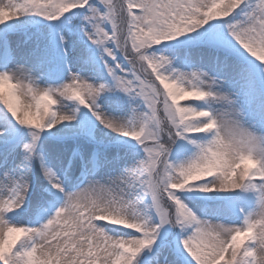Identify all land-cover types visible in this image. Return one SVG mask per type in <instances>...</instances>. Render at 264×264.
Returning a JSON list of instances; mask_svg holds the SVG:
<instances>
[{
    "label": "snow or ice",
    "instance_id": "6c2138e0",
    "mask_svg": "<svg viewBox=\"0 0 264 264\" xmlns=\"http://www.w3.org/2000/svg\"><path fill=\"white\" fill-rule=\"evenodd\" d=\"M214 2L0 0V12L7 14L0 25L25 14L54 21L83 10V35L98 50V77L91 81L69 73L66 83L39 89L25 69L0 72V78L18 82L17 90L27 88L32 95L23 116L0 104L18 125L31 130L24 144L25 159L35 153L40 132L73 121L79 107L88 109L106 129L135 141L143 153L119 175L83 182L73 191L42 164L49 191L60 203L38 226L19 222L29 212L22 207L28 183L8 179L0 191V264H134L166 224L180 229V244L191 258L188 264H264V158L255 155L260 146L255 138L235 130L233 140L225 139L219 111L192 103L212 98L231 105L211 77L205 84V73L177 72L167 57L155 54L159 50L155 46L162 42L205 25L212 28L215 21L250 57L264 64V0H224V6L212 14ZM237 9L239 18L234 15ZM97 78L106 82H96ZM117 90L140 101L143 109L133 108L125 120L106 115L97 98ZM72 104L78 107L73 109ZM8 133L5 127L3 134ZM199 134L207 138L198 141ZM178 141L195 148L192 158L182 163L170 160ZM234 141L246 146L255 161L248 170L233 162L239 159ZM236 190L256 194L253 208L239 209V226L198 217L178 195ZM146 207L156 214V222H148L143 214ZM9 212L17 223L6 218ZM130 213L137 219H130ZM114 219L122 222L113 223Z\"/></svg>",
    "mask_w": 264,
    "mask_h": 264
},
{
    "label": "rangeland",
    "instance_id": "374dc122",
    "mask_svg": "<svg viewBox=\"0 0 264 264\" xmlns=\"http://www.w3.org/2000/svg\"><path fill=\"white\" fill-rule=\"evenodd\" d=\"M234 15L239 18L240 9ZM211 23L215 25L212 28L205 25L172 41L162 42L155 46L159 49L155 54L167 57L177 72L205 73V84L211 82L207 79L211 77L216 82L213 86L232 102L228 105L209 98L192 102L195 106L213 111L238 109L242 126L264 137V64L250 57L217 22ZM84 24L83 10H74L54 21L25 14L0 25V72L25 69L41 88H56L66 83L70 79L69 73L90 81L98 77V50L86 43ZM96 82L106 80L97 78ZM97 104L106 115L120 120L127 119L133 108L143 109L140 101H134L118 90L102 93ZM71 106L73 109L78 107ZM62 126L58 124L40 132L35 153L25 159L24 144L30 140L31 130L18 125L0 106V191L8 179L22 178L29 186L22 205L29 212L19 219L20 223L38 226L60 203V199L49 191L50 185L39 167L42 164L52 169L65 181L66 188L73 191L83 182H103L117 176L143 156L135 141L106 129L86 108L79 107L75 119ZM5 127L9 129L7 135L3 134ZM195 138L203 141L207 137L199 134ZM194 153L192 144L178 141L173 146L170 160L182 163ZM67 159L71 160L72 169H67ZM178 195L198 217L234 226H239L242 221L239 209L253 208L256 200V194L251 190L191 191ZM146 203L150 205V200ZM143 214L149 223L157 221L150 207L144 208ZM6 218L17 223L18 218L11 212ZM180 239V229L163 225L153 245L142 250L134 264H188L191 258L183 250Z\"/></svg>",
    "mask_w": 264,
    "mask_h": 264
},
{
    "label": "clouds",
    "instance_id": "9594fccd",
    "mask_svg": "<svg viewBox=\"0 0 264 264\" xmlns=\"http://www.w3.org/2000/svg\"><path fill=\"white\" fill-rule=\"evenodd\" d=\"M222 6H224V0H215L213 6L209 9V12L214 14L215 12L219 11ZM6 15V13L0 12V20H3ZM20 79L22 80V77ZM17 83L18 82L11 80L6 81L0 78V104L5 105L13 112L23 116L25 111L24 105L32 103V95L27 91V88H21L17 90ZM34 86L38 87L39 89H43L36 83ZM217 116L221 126V134L224 135L225 139L233 140L232 132L234 130L253 137L255 138L256 144L260 146L258 147L255 155L257 157L264 158V137L253 134L250 130L242 126V123L239 119L240 112L238 109L228 108L226 110L219 111ZM234 147L236 148L237 154L239 156L238 160L233 161L234 163H239L244 170H248L250 166L255 165V161L248 154V148L246 146L234 141ZM214 182H218V178H216ZM261 211L264 212V209ZM129 216L130 219H137V217L132 216L131 213ZM112 222L120 223L122 221L119 219H114ZM261 254L264 255V253Z\"/></svg>",
    "mask_w": 264,
    "mask_h": 264
},
{
    "label": "bare ground",
    "instance_id": "6f19581e",
    "mask_svg": "<svg viewBox=\"0 0 264 264\" xmlns=\"http://www.w3.org/2000/svg\"><path fill=\"white\" fill-rule=\"evenodd\" d=\"M63 124H61V126H62ZM62 127H64V126H62ZM42 158V157H41ZM44 158H42V160H43ZM10 160V159H9ZM71 160H69V159H67L66 161H65V165L66 166H68L67 167V169H72V167H71V162H70ZM40 167V169L42 168V166H39ZM42 170V169H41ZM68 178H70V177H68Z\"/></svg>",
    "mask_w": 264,
    "mask_h": 264
}]
</instances>
